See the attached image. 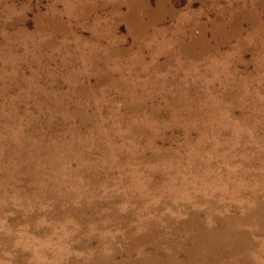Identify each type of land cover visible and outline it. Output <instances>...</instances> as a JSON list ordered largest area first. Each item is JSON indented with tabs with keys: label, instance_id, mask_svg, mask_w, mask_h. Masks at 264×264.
<instances>
[{
	"label": "rangeland",
	"instance_id": "1",
	"mask_svg": "<svg viewBox=\"0 0 264 264\" xmlns=\"http://www.w3.org/2000/svg\"><path fill=\"white\" fill-rule=\"evenodd\" d=\"M0 264H264V0H0Z\"/></svg>",
	"mask_w": 264,
	"mask_h": 264
}]
</instances>
